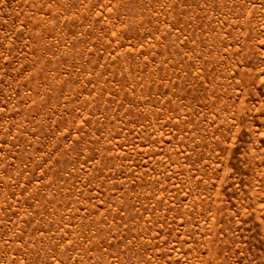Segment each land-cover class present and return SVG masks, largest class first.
<instances>
[{
  "label": "rangeland",
  "instance_id": "1",
  "mask_svg": "<svg viewBox=\"0 0 264 264\" xmlns=\"http://www.w3.org/2000/svg\"><path fill=\"white\" fill-rule=\"evenodd\" d=\"M0 264H264V0H0Z\"/></svg>",
  "mask_w": 264,
  "mask_h": 264
}]
</instances>
